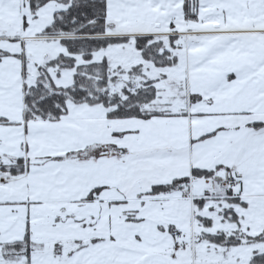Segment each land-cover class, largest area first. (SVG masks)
I'll use <instances>...</instances> for the list:
<instances>
[{"label": "snow or ice", "instance_id": "obj_1", "mask_svg": "<svg viewBox=\"0 0 264 264\" xmlns=\"http://www.w3.org/2000/svg\"><path fill=\"white\" fill-rule=\"evenodd\" d=\"M0 264H264V0H0Z\"/></svg>", "mask_w": 264, "mask_h": 264}]
</instances>
